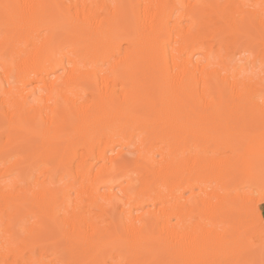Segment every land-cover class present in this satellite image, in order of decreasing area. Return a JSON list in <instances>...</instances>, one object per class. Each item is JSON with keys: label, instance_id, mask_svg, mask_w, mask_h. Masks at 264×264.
Here are the masks:
<instances>
[{"label": "bare ground", "instance_id": "6f19581e", "mask_svg": "<svg viewBox=\"0 0 264 264\" xmlns=\"http://www.w3.org/2000/svg\"><path fill=\"white\" fill-rule=\"evenodd\" d=\"M263 117L264 0H0V264H247Z\"/></svg>", "mask_w": 264, "mask_h": 264}, {"label": "rangeland", "instance_id": "374dc122", "mask_svg": "<svg viewBox=\"0 0 264 264\" xmlns=\"http://www.w3.org/2000/svg\"><path fill=\"white\" fill-rule=\"evenodd\" d=\"M257 129L254 131H250V133L252 132L253 135H251L252 134L251 133L250 134L251 137H249V140L247 142H245V145H244V143L242 144L244 146V148H243V146L241 147V145H240V149H238L240 151V153H242L240 156V158H241L240 159L241 160V162H240L241 169L244 166L246 169L248 168V170H249L246 174V179L250 182V185L244 183V181H245L244 175L242 173L240 174V172L242 171L240 169L238 174L241 176L238 175L239 176V178H238L237 174L235 175L236 179L238 178L237 183H236L235 187H229L230 192L229 191L228 192L230 194L234 193L235 195H240V194H242L241 196L246 195V196L252 197V199L254 197V199H253L254 201L255 200H257V201L261 200L262 205L260 206V210H261L263 218H264V198H263L264 197V194H263L264 193V128H259L258 130ZM255 132H257V133H255ZM241 150H242V152H241ZM224 152L227 153V151H224ZM224 152L221 153L222 157H228V158L230 156L232 157V155H230V153L232 154V152L228 151L227 154H225ZM125 158L130 159L132 157L130 155H125ZM242 175H243V177H242ZM240 177H242V180H240L241 179ZM239 183H240V185H239ZM239 186L241 188H239ZM246 186H248V187H246ZM237 187L239 189H237ZM232 188H233V190L235 188L236 189L233 191ZM262 194H263V196H261ZM256 196H259V199H258V197L256 198ZM253 231L255 232V234H254L255 239L253 240V242L255 243V245H257L256 246L257 249L255 247V249L257 251H255V250L254 251L257 252V254H259V255L254 256V258L249 259L247 264H264V261H263L264 260V257H263L264 256L263 255L264 254V249H263L264 246L262 247V244H264V229L263 228H259V229L256 228V231H255V228H254ZM259 234H260V236H259ZM262 251H263V253H261ZM260 253H261V256H260ZM262 257H263V259H262ZM240 264H244V261H243V263L241 262Z\"/></svg>", "mask_w": 264, "mask_h": 264}, {"label": "snow or ice", "instance_id": "6c2138e0", "mask_svg": "<svg viewBox=\"0 0 264 264\" xmlns=\"http://www.w3.org/2000/svg\"><path fill=\"white\" fill-rule=\"evenodd\" d=\"M8 7H10L9 5H5V8H8Z\"/></svg>", "mask_w": 264, "mask_h": 264}]
</instances>
